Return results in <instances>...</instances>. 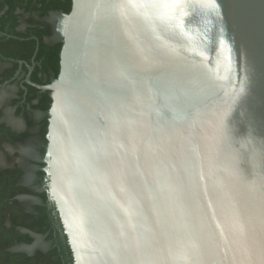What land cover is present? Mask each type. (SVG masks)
<instances>
[{
    "label": "water",
    "instance_id": "1",
    "mask_svg": "<svg viewBox=\"0 0 264 264\" xmlns=\"http://www.w3.org/2000/svg\"><path fill=\"white\" fill-rule=\"evenodd\" d=\"M47 188L75 264H264V0H72Z\"/></svg>",
    "mask_w": 264,
    "mask_h": 264
},
{
    "label": "trees",
    "instance_id": "2",
    "mask_svg": "<svg viewBox=\"0 0 264 264\" xmlns=\"http://www.w3.org/2000/svg\"><path fill=\"white\" fill-rule=\"evenodd\" d=\"M71 2L0 0V93L15 86L13 96L0 103V158H15L17 151L8 155L6 149L29 142L34 143L37 154L30 160V184L23 182L25 171L16 162L0 166V264H75L55 205L43 188L50 92L25 81L29 66V79L34 83L47 84L57 76L61 41L48 17L68 13ZM5 108L23 122L22 130L2 119ZM37 240L43 247L30 253L16 249Z\"/></svg>",
    "mask_w": 264,
    "mask_h": 264
},
{
    "label": "rangeland",
    "instance_id": "3",
    "mask_svg": "<svg viewBox=\"0 0 264 264\" xmlns=\"http://www.w3.org/2000/svg\"><path fill=\"white\" fill-rule=\"evenodd\" d=\"M54 15L56 14L54 13L50 14L48 17V20L52 22L54 26H56V18ZM14 92H15L14 85L9 87V91L1 92L0 93V103L4 101L5 99H7L8 97L13 96ZM39 116H40L39 113L35 114L36 118H38ZM2 119L6 121L8 124H10L16 130H22L24 128L23 122L20 119L15 118L13 116V111L10 108L4 109ZM14 151H17V156H14L15 158H12V159H9V157L0 158V166L8 165L12 162H16L25 171V174L23 176V182L26 184H30L33 178V174H32L33 167L30 164V160H34L37 158L35 145L33 142H29L27 144L20 145L18 148H7L6 149V152L8 153V155H10ZM21 198L26 199V197H21ZM29 199H31L32 201L35 200L33 198H29ZM37 247H43L40 240L35 241L32 245H20L16 249L23 250V251L30 253Z\"/></svg>",
    "mask_w": 264,
    "mask_h": 264
},
{
    "label": "flooded vegetation",
    "instance_id": "4",
    "mask_svg": "<svg viewBox=\"0 0 264 264\" xmlns=\"http://www.w3.org/2000/svg\"><path fill=\"white\" fill-rule=\"evenodd\" d=\"M20 131V130H19Z\"/></svg>",
    "mask_w": 264,
    "mask_h": 264
}]
</instances>
